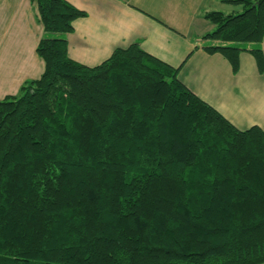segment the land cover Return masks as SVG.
<instances>
[{
  "label": "trees",
  "instance_id": "1",
  "mask_svg": "<svg viewBox=\"0 0 264 264\" xmlns=\"http://www.w3.org/2000/svg\"><path fill=\"white\" fill-rule=\"evenodd\" d=\"M45 68L0 100V264H264V130L241 129L138 42L72 59L87 16L31 0ZM204 38L264 73V0H223ZM254 47L249 48L248 45Z\"/></svg>",
  "mask_w": 264,
  "mask_h": 264
},
{
  "label": "crops",
  "instance_id": "2",
  "mask_svg": "<svg viewBox=\"0 0 264 264\" xmlns=\"http://www.w3.org/2000/svg\"><path fill=\"white\" fill-rule=\"evenodd\" d=\"M87 16L67 35L69 56L96 66L116 49L138 42L143 50L179 68V78L241 129L264 130V73L249 51L240 55L235 73L221 53H208L204 35L215 25L210 10L241 9L223 0H67ZM44 28L31 0H0V100L41 76L44 60L37 52ZM264 52V39L261 44ZM254 47L253 44L248 45Z\"/></svg>",
  "mask_w": 264,
  "mask_h": 264
},
{
  "label": "rangeland",
  "instance_id": "3",
  "mask_svg": "<svg viewBox=\"0 0 264 264\" xmlns=\"http://www.w3.org/2000/svg\"><path fill=\"white\" fill-rule=\"evenodd\" d=\"M250 44V43H249Z\"/></svg>",
  "mask_w": 264,
  "mask_h": 264
}]
</instances>
